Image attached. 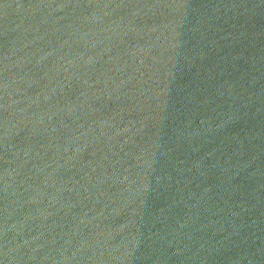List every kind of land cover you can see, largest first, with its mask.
I'll return each mask as SVG.
<instances>
[{
    "label": "water",
    "instance_id": "95a60500",
    "mask_svg": "<svg viewBox=\"0 0 264 264\" xmlns=\"http://www.w3.org/2000/svg\"><path fill=\"white\" fill-rule=\"evenodd\" d=\"M0 264H264V0H0Z\"/></svg>",
    "mask_w": 264,
    "mask_h": 264
}]
</instances>
